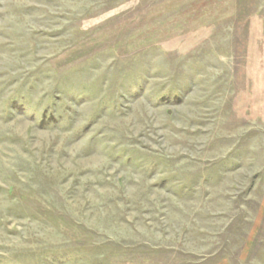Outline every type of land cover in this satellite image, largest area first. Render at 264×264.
<instances>
[{
	"label": "rangeland",
	"instance_id": "obj_1",
	"mask_svg": "<svg viewBox=\"0 0 264 264\" xmlns=\"http://www.w3.org/2000/svg\"><path fill=\"white\" fill-rule=\"evenodd\" d=\"M0 264H264V0H0Z\"/></svg>",
	"mask_w": 264,
	"mask_h": 264
}]
</instances>
